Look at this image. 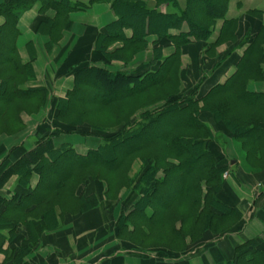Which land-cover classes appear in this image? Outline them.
I'll list each match as a JSON object with an SVG mask.
<instances>
[{"label":"trees","instance_id":"1","mask_svg":"<svg viewBox=\"0 0 264 264\" xmlns=\"http://www.w3.org/2000/svg\"><path fill=\"white\" fill-rule=\"evenodd\" d=\"M155 1L158 5L173 2ZM231 1L187 0L183 12L168 15L146 11L138 0L90 3L111 4L118 20L108 28L105 44L121 40V32L131 29L133 40L128 45L134 56L145 48L142 42L146 35L169 40L176 48L185 49L193 43L203 51L219 21L222 27L209 50L232 42L237 21L226 19ZM36 4L42 13L55 11V18L46 21L58 32L69 28L68 15L78 9L55 0H10L0 7V18L4 19L0 27V135L18 134L23 129L20 113H38L48 101L44 89L25 88L34 79V72L30 64L21 63L16 51L18 20ZM136 12L138 21L131 18ZM247 15L258 20L259 26L253 35L248 30L244 36L240 47H247L237 60L234 75L201 98L195 89L181 93L178 51L160 61L155 72L140 75L88 65L75 70L73 89L64 100L54 102L55 124L72 129L67 133L97 137L100 143L80 156L68 145L53 146L58 130L45 132L33 150L3 171L0 190L13 175L25 189L32 175L38 177V183L33 191L28 188L26 195H14L7 202L0 196V226L11 227L6 233L0 231V255H5L2 264H22L34 241L51 229L49 220L57 210L64 215L94 209V197L77 196L89 180L106 184L107 200H117L122 190H130L137 198L131 211L120 215L117 236L138 250L162 248L180 254L186 251L188 240L197 244L206 234L222 237L240 230L242 215L228 204L223 179L229 163L201 117L210 114L223 125L244 154L248 171L264 170V132L260 129L264 107L256 118L247 110L264 96L247 90L264 72V11ZM184 25L186 33L178 38L168 36V31H180ZM114 58L122 59L120 55ZM102 61L110 63L106 57ZM85 125L90 132H82ZM136 160L141 168L132 178ZM42 206L48 209L43 211V219H37V213L30 211ZM19 226L25 229L27 240L13 248ZM221 264H264V244L259 240L245 242L234 249L231 260Z\"/></svg>","mask_w":264,"mask_h":264},{"label":"crops","instance_id":"2","mask_svg":"<svg viewBox=\"0 0 264 264\" xmlns=\"http://www.w3.org/2000/svg\"><path fill=\"white\" fill-rule=\"evenodd\" d=\"M55 1L78 6L76 11L68 15V29L60 32L58 28L54 29L46 20H53L55 11L42 13L38 4L25 11L17 23V55L21 63L30 64L34 72V79L28 82L25 88L44 89L48 101L38 113H32L33 110L20 113L23 129L18 134L0 135V176L3 171L10 169L33 150L45 132L58 130L60 133L53 139V146L59 148L68 145L80 156L98 147L100 140L97 137L67 133L72 129H65L58 124L52 128L46 123L50 116L48 113L54 112V102L64 100L67 93L73 89V74L80 66L88 65L95 69L106 68L111 72L140 75L147 71L155 72L160 61L178 51L181 54L177 68L181 93L195 89L198 92L197 98H201L216 86L224 85L234 75L237 60L247 47L244 45L241 48L240 41L248 30L253 35L259 26V21L250 18L247 13L264 11L257 8L264 0L231 1L226 19L237 21L239 27H243L245 23V30H239L232 42L210 51L209 45L217 39L223 24L222 21L217 22L209 45L201 52V57L197 55V59L187 55L188 51L199 50L193 43L185 49L178 46L176 48L169 40L161 41L157 35H146L142 42L145 48L124 61L122 54L131 51L128 44L133 40V32L131 29H124L121 32V40H116L110 45L105 44L109 38L108 28L118 20L110 3L91 5V0ZM138 1L146 11L160 15L181 13L185 10L187 2L173 0L172 3L158 5L155 0ZM9 2L10 0H0V7ZM3 23L4 19L0 18V27ZM186 32L184 25L180 31L170 30L167 34L169 37L178 38ZM117 55L123 59L114 58ZM104 57L109 59V64L103 63ZM247 90L253 94L264 95V72L259 81L248 85ZM260 97L261 100L247 109L249 112L253 111L255 118L262 115L261 107H264V96ZM201 118L210 128L220 154L229 163V171L226 173L228 175L226 178L223 176V179L228 204L234 205L242 215V226L238 232L222 237L206 234L197 244H190L188 240L186 251L180 254H173L162 248L138 250L117 236L120 215L130 212L137 198L130 190H122L117 200H107L106 184L89 180L77 196L84 199L94 197L97 206L88 212H65L64 215H60L57 210L54 218L49 220L51 229L43 232L37 241H34L35 244L30 246L31 253L23 259L22 264H221L231 260L234 249L245 242L259 240L264 244V170L259 173L248 171L245 168L244 154H237L239 145L232 142L223 125L215 122L210 114L202 115ZM43 126L51 128L43 131ZM260 129L264 132V122L261 123ZM19 180L17 175H13L0 190V196L6 202L14 195H26L28 188L33 191L38 183V177L32 175L25 189ZM40 208L30 211L37 213V217L34 215L37 219H43L42 213L48 209L43 206ZM2 210L0 208V212ZM10 229V225L0 226L3 233ZM131 231L132 228L129 227V232ZM17 235L13 248L19 247L27 240L22 226L18 227ZM6 248L7 246L4 249ZM4 260L5 255L1 254L0 264Z\"/></svg>","mask_w":264,"mask_h":264},{"label":"rangeland","instance_id":"3","mask_svg":"<svg viewBox=\"0 0 264 264\" xmlns=\"http://www.w3.org/2000/svg\"><path fill=\"white\" fill-rule=\"evenodd\" d=\"M229 7V6H228ZM257 8H259V9H264V2L262 3V4H260V5H258L257 6ZM131 18H134L133 20H136V21H138V14H137V12L135 13V14H131ZM248 16V15H247ZM250 18H254V17H250ZM245 26H246V24L244 23V28L243 27H239V25L237 24L236 25V28H235V34H237L238 33V31L240 30L241 32H243L244 30H245ZM214 31H215V29H214ZM243 41V38H242V40L240 41V43ZM225 44H227V43H223L222 45H225ZM222 45H220V46H222ZM201 52L202 51H199V50H196V51H194V52H187V55H189V57L190 58H194V59H197V55H198V57H201ZM122 56H124L125 57V60L124 61H127V58L128 57H132L133 55L131 54V51H127V52H124L123 54H122ZM123 59V58H122ZM199 59V58H198ZM119 62H121V61H119ZM121 63H123V64H125L124 62H121ZM198 96V95H197ZM54 113V112H53ZM50 114V113H48L50 116H48V120H46V123H47V125H49V126H51L52 128H53V125H56L55 124V119H54V114ZM142 112H140V113H138L136 116H138V115H140ZM51 127H47V128H51ZM88 127V125H85V126H83V128L81 129V130H83L82 132H90V130H89V127ZM109 133H111V132H109ZM237 154L239 155V154H242L241 152H239L238 150H237ZM140 168H141V164H140V162H139V160H136L134 163H133V166H132V168H131V174H130V177H136L137 175H138V173H139V170H140Z\"/></svg>","mask_w":264,"mask_h":264},{"label":"built area","instance_id":"4","mask_svg":"<svg viewBox=\"0 0 264 264\" xmlns=\"http://www.w3.org/2000/svg\"><path fill=\"white\" fill-rule=\"evenodd\" d=\"M226 177H227V174L224 175V178H226Z\"/></svg>","mask_w":264,"mask_h":264}]
</instances>
